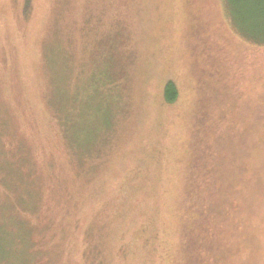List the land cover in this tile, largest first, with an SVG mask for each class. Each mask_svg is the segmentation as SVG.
I'll list each match as a JSON object with an SVG mask.
<instances>
[{
	"label": "rangeland",
	"instance_id": "374dc122",
	"mask_svg": "<svg viewBox=\"0 0 264 264\" xmlns=\"http://www.w3.org/2000/svg\"><path fill=\"white\" fill-rule=\"evenodd\" d=\"M244 2L0 0V264H264Z\"/></svg>",
	"mask_w": 264,
	"mask_h": 264
},
{
	"label": "trees",
	"instance_id": "16d2710c",
	"mask_svg": "<svg viewBox=\"0 0 264 264\" xmlns=\"http://www.w3.org/2000/svg\"><path fill=\"white\" fill-rule=\"evenodd\" d=\"M241 2V0H239ZM243 4L246 8H242L243 18L241 19L248 24V31L244 37L250 44L264 46V0H246ZM228 6L232 9L237 6V0H228ZM163 99L166 103L172 104L177 99V91L173 84L167 83L163 89ZM1 226V224H0ZM2 229L0 227V239L2 237ZM0 259L4 256L0 245Z\"/></svg>",
	"mask_w": 264,
	"mask_h": 264
}]
</instances>
